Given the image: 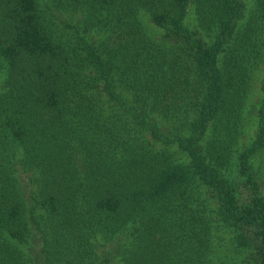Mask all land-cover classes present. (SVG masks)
<instances>
[{
    "label": "trees",
    "instance_id": "trees-1",
    "mask_svg": "<svg viewBox=\"0 0 264 264\" xmlns=\"http://www.w3.org/2000/svg\"><path fill=\"white\" fill-rule=\"evenodd\" d=\"M262 55L264 0H0V264H264Z\"/></svg>",
    "mask_w": 264,
    "mask_h": 264
},
{
    "label": "rangeland",
    "instance_id": "rangeland-1",
    "mask_svg": "<svg viewBox=\"0 0 264 264\" xmlns=\"http://www.w3.org/2000/svg\"><path fill=\"white\" fill-rule=\"evenodd\" d=\"M245 5V12L249 11V7L252 4V0H240ZM149 31L154 33L155 36H159L162 31L159 27L154 26L153 24L149 23L147 25ZM258 63L253 67L251 72V79H250V90L249 96L246 103V108L244 110V114L242 116V124L243 129L240 135V148H236L234 153L230 156L226 165L221 168V173L229 182L231 187L234 189L237 197L240 200H243L247 197V193L249 192L246 187H244V177L240 174L239 166H238V151L243 147L248 145L254 138L255 135V111L259 106V102L261 99V92H260V84L262 78L264 76V55H262L258 59ZM3 78V73H0V82ZM252 171L255 175V178L261 185V189L264 194V148L259 150L254 157L251 159ZM221 235H225L230 237L233 234L226 231H220ZM36 249L35 244L33 245V249ZM246 251H238V250H231L228 253V256L223 257L224 259H228V264H254L253 257L251 255H247ZM227 262V261H225Z\"/></svg>",
    "mask_w": 264,
    "mask_h": 264
}]
</instances>
